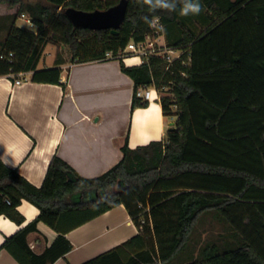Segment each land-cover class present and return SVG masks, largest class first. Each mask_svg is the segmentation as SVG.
<instances>
[{
	"label": "trees",
	"instance_id": "16d2710c",
	"mask_svg": "<svg viewBox=\"0 0 264 264\" xmlns=\"http://www.w3.org/2000/svg\"><path fill=\"white\" fill-rule=\"evenodd\" d=\"M119 1L0 0L17 7L0 40V76L15 80L33 72L34 81L59 83L60 67L37 69L54 40L69 46L74 62L109 54L120 59L135 82L132 107H147L136 92L154 86L163 113L176 116L161 140L136 148L126 140L122 159L97 177L81 176L54 155L38 187L0 160V215L23 223L17 210L23 199L40 210L0 249L21 264H53L73 248L67 232L123 204L139 233L81 264H264V0H200L201 13L187 17L179 5L176 11H150L142 0H127L118 34L75 26L66 13L105 10ZM21 15L37 30L17 26ZM145 16L151 22L159 17L163 28H152ZM164 30L168 47L185 50L170 69L157 56L136 66L118 57L131 40ZM89 189L95 198L81 200ZM208 212L222 231L189 246ZM39 221L58 235L36 253L28 236Z\"/></svg>",
	"mask_w": 264,
	"mask_h": 264
},
{
	"label": "crops",
	"instance_id": "0c3cea01",
	"mask_svg": "<svg viewBox=\"0 0 264 264\" xmlns=\"http://www.w3.org/2000/svg\"><path fill=\"white\" fill-rule=\"evenodd\" d=\"M1 5L6 11L0 12V40L6 37L16 11V7ZM20 18L30 22L27 15H21L15 20L17 26ZM167 36L164 30L159 39L166 44ZM49 43L56 47L55 53L50 54L52 64L41 61L42 53L37 69L60 67L59 83L34 81L33 72L18 75L16 79L21 78V84H15L12 77L0 76V160L5 166L40 187L51 159L57 155L81 176L93 178L122 159L126 140L131 148H136L166 136L170 122L175 120L167 121L169 116L163 113L158 100L147 107H132L135 82L122 71L120 59L69 62L70 51L67 57L62 54L68 48ZM123 61L127 66L143 63L138 58ZM95 194L94 189H89L80 199L90 201ZM17 210L23 217L21 224L0 215V247L40 212L26 199ZM37 229L29 234L28 241L31 249L40 253L55 241L58 233L42 221L37 223ZM138 233L126 207L118 205L67 232L73 248L53 264H81ZM0 264L21 263L10 251L0 249Z\"/></svg>",
	"mask_w": 264,
	"mask_h": 264
},
{
	"label": "built area",
	"instance_id": "2783aa9c",
	"mask_svg": "<svg viewBox=\"0 0 264 264\" xmlns=\"http://www.w3.org/2000/svg\"><path fill=\"white\" fill-rule=\"evenodd\" d=\"M30 21V19H29ZM159 17L153 19L152 28L158 29L161 27ZM159 37H153L151 34L145 36V38L141 41L131 40L122 50L119 51L118 57L124 59H132L138 58L141 62L147 60L151 56H157L164 59L167 62L166 69H170L171 65L179 60L184 53L185 50L177 49L173 47H168L166 44L161 45L159 43ZM10 56H13L11 53ZM108 57H113L111 54ZM24 73H20L19 75H23ZM22 79L17 78L15 80V84H21ZM137 96L142 98L143 100H147L149 103H152L156 100H161V94L154 86H140L136 92ZM10 203V201H8ZM145 221L142 220V223Z\"/></svg>",
	"mask_w": 264,
	"mask_h": 264
},
{
	"label": "water",
	"instance_id": "95a60500",
	"mask_svg": "<svg viewBox=\"0 0 264 264\" xmlns=\"http://www.w3.org/2000/svg\"><path fill=\"white\" fill-rule=\"evenodd\" d=\"M127 10L128 1L120 0L117 4L105 10L84 11L68 8L66 13L75 26L92 30L111 29L113 34H118L119 28L125 21ZM174 126L175 121L170 122L169 129H173Z\"/></svg>",
	"mask_w": 264,
	"mask_h": 264
},
{
	"label": "rangeland",
	"instance_id": "374dc122",
	"mask_svg": "<svg viewBox=\"0 0 264 264\" xmlns=\"http://www.w3.org/2000/svg\"><path fill=\"white\" fill-rule=\"evenodd\" d=\"M15 10H17V7H16ZM5 11H6V7H4L3 5H1L0 6V12H5ZM18 24H19V26H21L23 28H27V29L32 30V31L37 30L36 25H34L33 23H30V22H27L26 20H24L22 18H20L18 20ZM51 42L59 43L58 41H54V40H52ZM159 43L161 45H163L164 44L163 39H159ZM59 44H63V43H59ZM63 45H64V48H68V49H64V51L62 50L63 51L62 54H65L66 57H67V51L68 50L70 51V48L66 44H63ZM55 48L56 47H55L54 44L49 43L48 46L45 48V50L43 52L41 61L42 62L47 61V64H49V65L52 64V62H49V60L51 58L50 57V54L53 55L55 53ZM70 53H71V51H70ZM68 61L70 62L72 60L69 59V57H68ZM171 118H173L174 120H176V116H169V117H167V121H169ZM212 218H213V215H212L211 212L205 213L203 215L202 220L200 221V223L197 226L196 233L193 236V240H191V242L189 243V246L192 247L193 244H194V242L197 241V239H199V245H200L203 242H205L206 240H208L209 238H212L214 236L216 237V235L222 231L221 224H219L217 221L213 220Z\"/></svg>",
	"mask_w": 264,
	"mask_h": 264
},
{
	"label": "clouds",
	"instance_id": "9594fccd",
	"mask_svg": "<svg viewBox=\"0 0 264 264\" xmlns=\"http://www.w3.org/2000/svg\"><path fill=\"white\" fill-rule=\"evenodd\" d=\"M142 3L147 5L150 11L157 9L176 11L179 5V14L185 17L199 15L202 11L200 0H142ZM143 19L147 23H152L147 16Z\"/></svg>",
	"mask_w": 264,
	"mask_h": 264
}]
</instances>
